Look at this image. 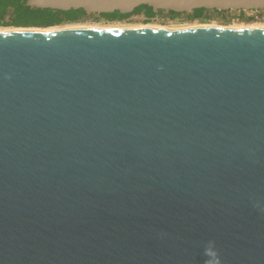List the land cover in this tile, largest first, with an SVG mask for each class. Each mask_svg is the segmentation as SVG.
<instances>
[{
    "label": "water",
    "instance_id": "water-1",
    "mask_svg": "<svg viewBox=\"0 0 264 264\" xmlns=\"http://www.w3.org/2000/svg\"><path fill=\"white\" fill-rule=\"evenodd\" d=\"M21 28L0 31V264H264V27Z\"/></svg>",
    "mask_w": 264,
    "mask_h": 264
},
{
    "label": "trees",
    "instance_id": "trees-1",
    "mask_svg": "<svg viewBox=\"0 0 264 264\" xmlns=\"http://www.w3.org/2000/svg\"><path fill=\"white\" fill-rule=\"evenodd\" d=\"M240 11V10H238ZM214 13L231 14V18L237 15L245 20H250L246 17L244 11L233 14L232 10H209L205 8L196 9L192 12H175L172 10H155L153 6L142 5L136 8L131 13H123L120 11L107 13H88L84 9H52L39 8L32 6L28 0H0V27H42L49 28L67 23H77L93 20L117 21L126 20L134 15H144L146 22H151L154 19H173L179 16H186L187 19L205 21L212 17Z\"/></svg>",
    "mask_w": 264,
    "mask_h": 264
},
{
    "label": "rangeland",
    "instance_id": "rangeland-1",
    "mask_svg": "<svg viewBox=\"0 0 264 264\" xmlns=\"http://www.w3.org/2000/svg\"><path fill=\"white\" fill-rule=\"evenodd\" d=\"M235 14V11L233 12ZM237 14V13H236ZM230 13L229 14H221V13H214L212 14V17L210 19H207L205 21L201 20H191L187 19L186 16H179L175 17L173 19H154L151 22H146L145 21V16L144 15H134L126 20H117V21H105V20H93V19H88L86 21H81L77 23H67L63 25H59L57 27L60 28H66V27H75V26H80V25H87V26H122V27H130V26H139V25H144V24H156V25H164V26H169V27H187V26H194V25H207V24H218L221 26H234V25H242V26H250L253 24H260L264 25V23H249L247 21L245 22H234L233 19L231 18ZM15 29V28H21V27H0V31H8L6 29Z\"/></svg>",
    "mask_w": 264,
    "mask_h": 264
},
{
    "label": "bare ground",
    "instance_id": "bare-ground-1",
    "mask_svg": "<svg viewBox=\"0 0 264 264\" xmlns=\"http://www.w3.org/2000/svg\"><path fill=\"white\" fill-rule=\"evenodd\" d=\"M139 26L169 27V26L156 25V24H144V25H139ZM194 26H198V25H194ZM202 26L225 27V26H221V25H218V24H207V25H202ZM75 27H105V26H87V25H80V26H75ZM112 27H122V26H109L107 28H112ZM130 27H137V26L135 25V26H130ZM228 27H231V28L264 27V25H260V24H258V25L253 24V25H250V26H246V25L245 26H242V25L241 26L240 25L239 26L238 25H234V26H228ZM64 28H60V27L55 26V27H49V28H33L32 30H53V29H64ZM66 28H69V27H66ZM70 28H74V27H70ZM172 28H174V27H172ZM23 29L24 28H15V29L12 28V29H6V30H8V31H15V30H23Z\"/></svg>",
    "mask_w": 264,
    "mask_h": 264
},
{
    "label": "built area",
    "instance_id": "built-area-1",
    "mask_svg": "<svg viewBox=\"0 0 264 264\" xmlns=\"http://www.w3.org/2000/svg\"><path fill=\"white\" fill-rule=\"evenodd\" d=\"M235 13H239L240 11H244L246 17H249L250 20H245L240 18L238 15L233 18L234 22H245L247 21L248 24L249 23H264V8L263 9H259V10H240V11H236V10H232V12Z\"/></svg>",
    "mask_w": 264,
    "mask_h": 264
}]
</instances>
